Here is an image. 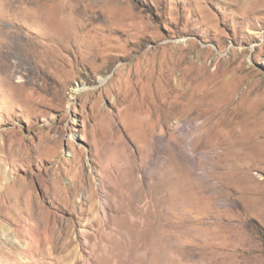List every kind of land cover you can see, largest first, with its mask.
<instances>
[{
	"label": "rangeland",
	"instance_id": "rangeland-1",
	"mask_svg": "<svg viewBox=\"0 0 264 264\" xmlns=\"http://www.w3.org/2000/svg\"><path fill=\"white\" fill-rule=\"evenodd\" d=\"M262 144L264 0H0V264H264ZM130 179L155 210L105 218Z\"/></svg>",
	"mask_w": 264,
	"mask_h": 264
},
{
	"label": "bare ground",
	"instance_id": "bare-ground-1",
	"mask_svg": "<svg viewBox=\"0 0 264 264\" xmlns=\"http://www.w3.org/2000/svg\"><path fill=\"white\" fill-rule=\"evenodd\" d=\"M56 42H57V40H56ZM54 48H56V46H54ZM54 48H52V50H50V48H48V49L50 51H56V50H53ZM138 111H141V112L146 113L147 110L146 111H143V109H141V108L138 107ZM149 115H150V113H149ZM145 117H147V116H145ZM208 130H210V129H208ZM229 132H228V135H229V138H231L230 137L231 134ZM234 132H236V131H234ZM235 135L238 138V136L239 135L241 136L242 134H235ZM243 137L244 136H242V138L241 137L238 138V139L236 138L237 139V142H234V146H235V143H237L236 145L238 147L235 148L233 145H232V147L235 148L236 151L237 150L239 151V152L237 151L239 158H241L243 156L241 154L244 153L245 154V159H247L250 163H253V162L256 161V159H255L253 153L251 152V150H253L254 148H256L258 146V144H256L255 142H253L252 139L251 140L250 139H244ZM233 141H235V140L233 139ZM216 146L218 148H220L219 145L216 144ZM232 147L231 146L230 147L227 146V147H222L221 148V154L227 155L226 156L227 158H225V161H228L229 160L228 159L229 154L230 153L231 154L233 153L234 150H233ZM260 147L261 148H260L259 153L261 155H264V145L262 144ZM232 169L234 171H236V172H237L238 169H241L242 170L240 172L238 171L239 172V178L238 179H241L244 184L245 183H248L249 180H252L250 178V176H249V171H248V169H246L245 166H242V165L239 166L238 164H236L234 162L233 165H232ZM251 177H252V175H251ZM247 180H248V182H247ZM41 182H42V186H45V180H42ZM10 184H11V182H10ZM134 185H135V188H137L138 191H139L140 190V186L138 185V183L134 179L124 180L122 183L112 182V184H109L108 181H106V182H104L102 184V187H103L104 192H105L104 193V200L105 201H104V206H103V204L101 206H102V208H103V210L105 212L104 213L105 214V218L108 219L112 214H114V216H120V217H123V218H126V219H130L131 221L134 222V220L140 219L141 216H142V214H143V212L145 213L148 209L155 210L156 199H152L151 196H147L145 194H144V198L143 199L141 197L135 198V196H131L130 195L129 190H131V193L134 192V190H135ZM44 188L46 189V193L48 195L52 196L55 200L56 199H61V200L62 199H65V200L70 201L73 204H76V201L74 200L75 199L74 198L75 197V194L72 192L75 189V186L73 184H71L70 186H66L63 183L59 182V181H54V182H52V186H50V187L45 186ZM78 189H79V186H78ZM262 192L263 191L260 190V193H262ZM54 194H56V196H54ZM4 197L6 198V195H4ZM20 197H21V195H20ZM261 198H263V196ZM9 199H10V202H12L11 200H13V197H9ZM30 199L33 200V202H34L33 207H32V211L30 212V214L27 213L25 215H26V217L29 220L33 218L35 224H36V220H37V224H36L37 229L39 228V224H40L39 218H40L41 215L44 214V215L48 216L50 219H56V218H58V215L56 214L55 211H53L51 209H44V208H42V205H40V203H39V198L38 197L33 196V197H30ZM92 202L93 203H92V206H91L90 211H89V213L91 214V218H95L96 217L100 221L101 219H99V217L97 215V212H100V207H99V205H97V202L96 203L94 201H92ZM19 205H20V203H19ZM83 212L85 213V211H83ZM110 212H112V214H110ZM18 213H21V212L19 211ZM22 214H23V212H22ZM136 222H138V221H136ZM130 225L127 228H133V229L139 228V225L138 224L130 223ZM113 229H114V231L116 233L117 232H120V233L121 232H124L125 233V231H126V228L121 227L120 225H118V226L115 225ZM55 234H54L52 240L54 239Z\"/></svg>",
	"mask_w": 264,
	"mask_h": 264
}]
</instances>
